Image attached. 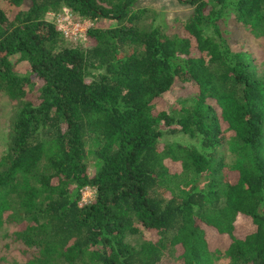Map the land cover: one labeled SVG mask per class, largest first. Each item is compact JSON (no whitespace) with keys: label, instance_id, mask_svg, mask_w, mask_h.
<instances>
[{"label":"trees","instance_id":"1","mask_svg":"<svg viewBox=\"0 0 264 264\" xmlns=\"http://www.w3.org/2000/svg\"><path fill=\"white\" fill-rule=\"evenodd\" d=\"M137 1L0 0V91L18 102L0 157L14 264H264V79L225 22L264 34V0H178L192 12L174 32ZM63 7L90 21L88 46L47 18ZM179 132L199 146L162 141ZM225 144L230 164L216 161Z\"/></svg>","mask_w":264,"mask_h":264},{"label":"rangeland","instance_id":"2","mask_svg":"<svg viewBox=\"0 0 264 264\" xmlns=\"http://www.w3.org/2000/svg\"><path fill=\"white\" fill-rule=\"evenodd\" d=\"M134 7L146 9L147 13L145 15V23L147 25L154 23L155 26H166L168 27V30L170 32H174V29L176 28L175 25L178 24L176 22V19L186 18L192 12L191 6L179 3L178 0H138L137 2H135ZM47 18L49 20L54 19L52 12H48ZM86 21L88 22V25H85L86 29L88 30L91 27V23L88 20ZM225 22L229 39L236 41L239 45H241L244 51H247L246 55L249 57V61L251 62L254 70H257L258 75L264 79V34L255 35L251 32H246L241 24H237L234 21L232 16H229L225 20ZM96 24L100 27L107 28L108 26H115L117 24V20L114 18H104L98 20ZM87 30L85 31V37H80L78 39L63 36L64 44L66 46H88L90 43L86 38ZM17 59L18 58H15L14 60L17 61ZM25 65L26 63L24 61L18 59L17 66L19 68H23ZM180 106L181 101L178 97L176 98L171 95L165 96L163 107L166 110H178ZM17 109L18 102L12 100L6 93L0 91V157L5 150L4 146L9 131L10 121L16 113ZM162 141H167L170 143L181 142L186 145L199 146V144H197L198 141L194 137L181 132L174 134H165L162 138ZM221 157H224V160L227 164L232 163L235 158L234 154L229 152L226 144L218 147L216 161ZM87 161L89 166V173L93 174L95 171L94 160L92 157H88ZM216 161L213 164V168L216 167ZM203 178H206L205 174L202 176L200 180L201 182L204 180ZM88 189L93 191L90 188ZM134 226L138 228V231L133 234H127L126 239L128 241L132 243H139L149 238V232H147L137 220L134 221ZM7 241L8 239H5L3 231H0V264H14L15 262H22L24 259V253L22 252V250L8 244ZM215 244L217 243L215 242ZM160 264H178V262L173 252H167ZM214 264H226V259L224 257H219V259L214 261Z\"/></svg>","mask_w":264,"mask_h":264},{"label":"built area","instance_id":"3","mask_svg":"<svg viewBox=\"0 0 264 264\" xmlns=\"http://www.w3.org/2000/svg\"><path fill=\"white\" fill-rule=\"evenodd\" d=\"M52 14L54 16L55 19L54 21L58 30H60V32L64 37H70L74 39L85 37V31L87 30L85 24L88 25V22L86 20L85 21L75 20L73 14L66 7L62 8L61 13L59 14L52 13ZM88 188L86 187L81 191V196H80L81 204L88 203L92 199L94 190L92 189L93 191H91Z\"/></svg>","mask_w":264,"mask_h":264}]
</instances>
